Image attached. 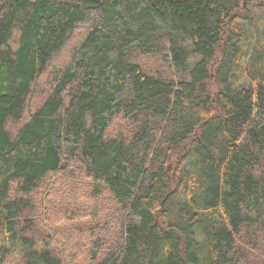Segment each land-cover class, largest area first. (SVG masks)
Here are the masks:
<instances>
[{
  "label": "trees",
  "instance_id": "16d2710c",
  "mask_svg": "<svg viewBox=\"0 0 264 264\" xmlns=\"http://www.w3.org/2000/svg\"><path fill=\"white\" fill-rule=\"evenodd\" d=\"M250 249L264 0H0V264H249Z\"/></svg>",
  "mask_w": 264,
  "mask_h": 264
},
{
  "label": "rangeland",
  "instance_id": "374dc122",
  "mask_svg": "<svg viewBox=\"0 0 264 264\" xmlns=\"http://www.w3.org/2000/svg\"><path fill=\"white\" fill-rule=\"evenodd\" d=\"M133 59L137 62H140V64L142 65L145 71L149 73L163 74V69L161 65L159 64V62L149 61V59L145 57H137L136 55L133 56ZM39 195L40 196H37V197H39L40 199L39 201H40L41 208L38 211V215L45 222L44 225L45 227H47L46 230L54 236L53 224H55L57 221L55 218V213L52 212L51 209L47 208L45 204L46 203L45 194L42 195L41 193ZM42 205L44 206L42 207ZM58 223L59 222L57 221L56 229L59 228L61 230V226ZM55 234L56 236L59 235L58 233H55ZM83 240H84L83 237H78L77 242H74L73 244L71 243L72 245L76 246L77 251H79L80 253H82V247L85 246V243L83 242ZM66 242H70V241H66ZM250 250H251V255H250V259L248 260L249 264H264V251H262L263 249L261 250L250 249ZM65 261H67L66 257H65Z\"/></svg>",
  "mask_w": 264,
  "mask_h": 264
}]
</instances>
